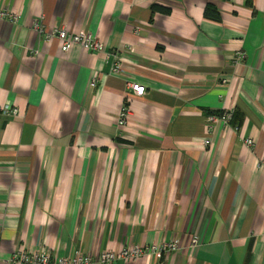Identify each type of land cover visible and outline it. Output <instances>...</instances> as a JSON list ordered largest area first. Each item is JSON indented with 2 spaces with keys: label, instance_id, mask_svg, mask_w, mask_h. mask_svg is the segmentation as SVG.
Instances as JSON below:
<instances>
[{
  "label": "crops",
  "instance_id": "1",
  "mask_svg": "<svg viewBox=\"0 0 264 264\" xmlns=\"http://www.w3.org/2000/svg\"><path fill=\"white\" fill-rule=\"evenodd\" d=\"M252 1L0 0V105L17 108L0 113V264H22L20 249L59 259L172 240L112 264H264V0ZM36 21L103 50L64 52Z\"/></svg>",
  "mask_w": 264,
  "mask_h": 264
},
{
  "label": "built area",
  "instance_id": "2",
  "mask_svg": "<svg viewBox=\"0 0 264 264\" xmlns=\"http://www.w3.org/2000/svg\"><path fill=\"white\" fill-rule=\"evenodd\" d=\"M7 13L3 10H0V17L6 16ZM11 21H16L18 18L17 13H12L8 15ZM35 28L44 36L46 40L57 38L60 41L61 49L64 52L70 50L73 45L79 44L85 50L90 52H101L103 50V43L96 37L87 31L82 32H70L65 28H57L51 31H47L41 21L35 22ZM246 58V54L242 51H237L234 57V63L236 65L242 63ZM121 64H117L112 68V72L118 73L120 71ZM95 84V81H92V85ZM130 89L136 95H143L145 93V86L137 83H129ZM0 113L4 115H15L17 114V108L10 105H0ZM129 114L130 108L127 103H124L119 110L117 123L120 128L124 129L129 124ZM234 111L232 108L224 110L221 114V119L224 123H228ZM216 116H209V128L211 129L216 122ZM247 144L253 145V142L250 139H246ZM211 144L210 139L205 141V146ZM199 243V238L195 236L193 239V244L197 245ZM179 247L178 240H172L164 242L160 245H151V246H141L134 245L130 246L121 251H115L113 249H105L100 252L98 255L83 254L81 251H77L72 257H64L59 259H53L52 255L47 251L45 252H27L25 249H20L16 251L12 257V262H19L22 264H112L114 261L121 257L137 259L139 256L144 255L150 252H156L161 254L162 252H171L175 251Z\"/></svg>",
  "mask_w": 264,
  "mask_h": 264
},
{
  "label": "trees",
  "instance_id": "3",
  "mask_svg": "<svg viewBox=\"0 0 264 264\" xmlns=\"http://www.w3.org/2000/svg\"><path fill=\"white\" fill-rule=\"evenodd\" d=\"M247 4L250 6V7H253V1L252 0H246ZM153 10H160L162 12H169L168 9H165V8H161L157 5H154L153 6ZM205 16L207 18H210V19H213V20H216V21H219L221 19V16H220V13H219V10L218 8L216 7V5H214L213 3H209L206 8H205V12H204Z\"/></svg>",
  "mask_w": 264,
  "mask_h": 264
}]
</instances>
